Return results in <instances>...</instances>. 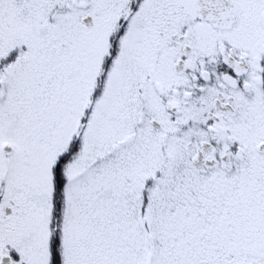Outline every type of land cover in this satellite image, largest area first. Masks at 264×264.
<instances>
[{"label":"snow or ice","instance_id":"snow-or-ice-1","mask_svg":"<svg viewBox=\"0 0 264 264\" xmlns=\"http://www.w3.org/2000/svg\"><path fill=\"white\" fill-rule=\"evenodd\" d=\"M0 264H264V0H0Z\"/></svg>","mask_w":264,"mask_h":264}]
</instances>
